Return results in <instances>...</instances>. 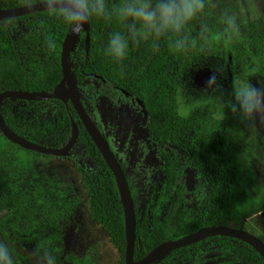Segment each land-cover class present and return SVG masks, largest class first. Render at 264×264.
Masks as SVG:
<instances>
[{
  "label": "trees",
  "instance_id": "obj_1",
  "mask_svg": "<svg viewBox=\"0 0 264 264\" xmlns=\"http://www.w3.org/2000/svg\"><path fill=\"white\" fill-rule=\"evenodd\" d=\"M38 2L33 0L34 4ZM123 2L106 0L110 11L118 9ZM20 6H24L21 0H0V9ZM193 22L188 26L190 34ZM69 29L45 11L0 20V92L11 90L50 95L62 78L60 52ZM116 31H124V28L115 12L111 20L92 17L87 52L85 34L79 32V45L75 54H70L76 88L81 90L83 82L91 77L96 82L95 94L89 99L92 104L98 97L116 104L118 98L126 99L121 91L129 93L130 98H138L147 111L151 138L158 144L176 147L184 155L177 171H172L171 166L164 171L158 199L150 208L153 221L149 228V242L143 240L137 245L141 234L137 230L133 259L145 257L164 241L161 223L157 221L159 207L167 202L176 175L184 174L185 169L197 174L195 204L180 211L168 240L204 227L238 224L264 210L262 198L255 191L253 155L247 151L251 142L245 126L251 124L221 106L215 113L194 111L182 114L176 96L177 83L188 66L185 52L172 51L168 37L161 39L156 50L151 47V41H141L139 46L130 42L126 59L117 64L105 55L110 35ZM231 39H227V51L234 56L239 53L238 43L232 45ZM238 41L243 45L240 53L246 65L245 77L251 80L258 75L264 82L263 35L253 26L251 34ZM232 99L233 96H229L222 103ZM18 101L30 108L13 115L1 106V116L13 133L29 142L47 148L60 147L69 140L72 124L77 126L78 137L86 144L88 157L95 165L88 172L83 162L75 163L87 195L88 216L106 233L110 243L121 253V263L124 264V212L117 185L71 104L54 99ZM48 104L54 107V119L49 124L34 125L38 121V109ZM95 126L99 129L97 124ZM52 159L69 158L28 152L0 133V242L9 246L17 264L24 263L25 258L15 251V244L32 247L35 252L50 249L57 256L58 264H88L86 257L63 253L62 235L76 217L79 199L64 177L43 173L41 162ZM252 191H255L254 195ZM206 243H214L248 264H264L259 254L244 242L219 236L174 250L154 264H193L201 254V246Z\"/></svg>",
  "mask_w": 264,
  "mask_h": 264
},
{
  "label": "rangeland",
  "instance_id": "obj_2",
  "mask_svg": "<svg viewBox=\"0 0 264 264\" xmlns=\"http://www.w3.org/2000/svg\"><path fill=\"white\" fill-rule=\"evenodd\" d=\"M218 6H222V0H217V7L213 8L215 12H217ZM261 24L262 30L260 33L263 35L264 44V21H262ZM196 30V38L202 36L201 29L196 28ZM246 36L247 33L242 30L241 35L238 37L243 39ZM204 38H206V35L202 40H204ZM79 42V37L77 36L70 50L72 54H75ZM237 48L239 53L234 56H231V53H228V51L226 52V57H232V59L235 60V64L230 66L229 70H226L227 78L231 75L232 80L230 79L227 81V84H223L221 88L218 85L209 87L210 80H208V82H201V80H199L201 79L199 69L203 68V62L206 57L209 55L212 57V60L215 62H212L214 67L216 63H218L219 55L217 53L219 49L213 50L212 47L209 46L204 49L197 48L194 54V62H191L190 59L191 50L185 52V58L188 59V66L177 83L176 96L182 114L188 115L194 111L215 113L217 107L220 106L219 102L222 103L224 98L226 99L232 96L233 79L236 76L246 78L244 72L246 65L242 61L240 53L243 51L241 41H238ZM213 66L212 71L215 73ZM261 80V78H256L254 76L249 82L257 89H264ZM94 90L95 83L92 80H87L80 91L75 87L73 91L76 98L82 100L85 109L88 110L91 117L100 125L102 138L109 144L125 172L134 203L136 232L137 230L141 231L140 239L137 240V245L143 240L149 242V228L152 223L149 210L150 204L156 198V192L163 179V170L166 167V162L157 154V150H152V145L155 142L153 138H151V135L149 137L145 130H141L140 110L134 109L132 112V110L127 107L116 108L103 98H98L96 100L97 107L94 105L90 106L87 103V97L94 93ZM217 98H219V102ZM2 106L3 108H7L13 115L24 113L30 108L22 102L13 99L5 101ZM37 116L38 121L34 123V125L41 126L49 124L54 118L53 106L48 104L46 107L38 109ZM245 127L249 133L251 142V146L247 151L253 155V160H251V162L256 176L255 191L260 194L264 204V159L262 158V151L258 147L259 144H264V134H262V136L259 134L260 131L264 132V121L257 116L254 118V122L251 123V125L247 124ZM87 150V146L83 140L78 139L68 156V160L52 159L48 162H41L44 174L47 176L64 177L70 182L79 199L76 217L74 221L67 226L62 235L63 253H72L79 258L86 257L88 264H122L121 253L113 247L106 233L90 220L87 213V195L83 190L79 175L75 169V163L78 162H83L88 172L94 169L95 165L88 157ZM165 156L166 159L171 160L170 154H165ZM185 184L184 176H179L167 203L159 209L158 221L161 223L162 232L164 234L163 242L169 241L168 239L172 236L175 220L180 211L183 208L194 206L195 199L187 191ZM255 191H252L253 195ZM228 227L242 229L256 236L264 243V219L259 213L243 219L238 224L231 223ZM14 248L15 251L21 253L25 258L24 263L20 264H33V253L35 251L32 247L23 244H15ZM164 257L165 256L157 258L155 262ZM62 264L69 263L63 262ZM193 264L248 263L242 259L234 258L226 249H222L214 243H206L201 246V254L193 261Z\"/></svg>",
  "mask_w": 264,
  "mask_h": 264
},
{
  "label": "clouds",
  "instance_id": "obj_3",
  "mask_svg": "<svg viewBox=\"0 0 264 264\" xmlns=\"http://www.w3.org/2000/svg\"><path fill=\"white\" fill-rule=\"evenodd\" d=\"M21 2L29 9L35 6L33 0ZM39 3L49 16L67 25L74 34L83 31L92 17L111 20L115 12L124 31L110 35L105 55L117 64L126 59L130 42L139 46L141 41H151V47L156 50L161 39L168 37L172 51L187 52L191 40L189 24L202 20L206 9L217 7V0H124L112 11L106 0H39ZM261 18H264V0H236L235 7L220 10L221 35L226 39L238 37L246 22ZM207 27L206 23L201 24L202 34ZM215 83V77L211 78L209 87ZM232 88V100L220 103L217 98L221 108L227 107L250 124L257 116L264 121V89L253 87L248 78L240 76L233 79ZM0 264H16L9 246L3 242H0ZM33 264H58L57 256L50 249H41L33 253Z\"/></svg>",
  "mask_w": 264,
  "mask_h": 264
},
{
  "label": "water",
  "instance_id": "obj_4",
  "mask_svg": "<svg viewBox=\"0 0 264 264\" xmlns=\"http://www.w3.org/2000/svg\"><path fill=\"white\" fill-rule=\"evenodd\" d=\"M34 5L35 6L31 9L25 6H20L12 9H0V20L12 19L26 14L44 11L43 7L40 5L39 2L35 3ZM83 32L85 34L84 47L87 52L89 49V22L84 25ZM78 35L79 33L77 34V36ZM73 36L74 33L69 29L66 32L64 40L62 42L61 52H60V66H61L62 78L60 82L54 87L52 93L50 95H47L45 93L11 91V90L0 92V109L2 103L8 99H17V100H25V101H42L48 99H55L61 101L64 104L67 103L68 101L71 103L72 109L75 111V114L77 115L86 133L89 135L93 145L99 151L104 162L107 164L108 168L110 169L117 185V189L119 192V196L124 212V225H125V249H124V258H123L124 264H154L156 263L155 262V260L157 259L156 257L160 258L162 256H166L174 250L196 244L206 238L215 237V236L233 238L238 241L244 242L245 244L250 246L253 250H255V252H257L264 261V243L259 238L242 229H235L227 226H210V227L200 228L192 234L158 244L153 249H151L145 257H143L140 260L135 261L133 259V251L136 240V221H135L133 202L125 174L120 164L118 163L116 157L109 148L108 144L104 141L99 131L97 130V128L94 126V124L91 122L90 118L86 114L80 102V99H77L74 93H68L65 91L66 85H69L68 79L70 77L73 79L74 82V78L71 73V68H72L71 57H70L71 52L70 53L66 52L68 48V44ZM124 94L128 95L126 93ZM136 101L140 106L143 114L142 125H145L147 120V113L145 107L140 100L136 99ZM0 133L9 142L17 145L23 150L53 158L68 157L69 152L78 137L77 126L75 124H72L70 138L63 147L47 148L34 144L13 133L4 123L1 116V111H0ZM192 181H193L192 174L187 173L186 176L187 189L191 188Z\"/></svg>",
  "mask_w": 264,
  "mask_h": 264
},
{
  "label": "flooded vegetation",
  "instance_id": "obj_5",
  "mask_svg": "<svg viewBox=\"0 0 264 264\" xmlns=\"http://www.w3.org/2000/svg\"><path fill=\"white\" fill-rule=\"evenodd\" d=\"M236 5V0H222V6H218V10L217 12H215V10H213V8L211 9H206L205 11V15L204 17L202 18V20L200 21H194L192 23V26H193V32H192V37H191V43L192 45L190 46L189 50H191V62H194V54L197 50V48H206L207 46L209 47H212V49H219V52L217 53L219 56H218V63H216L215 67L213 66L214 64H212V62H214L212 60V57L209 55L208 57H206V59L204 60V65H203V68H200L199 69V73L201 75V82H204V81H207L210 80L211 78L215 77V85L217 86H223V84H227V81H229L230 79L232 80V77L231 75H229V78H227L226 76V70H229L230 66H232L233 64H235V60L232 59V57L228 56L226 57V52H227V39L224 38L221 33H222V29H223V25L220 23L219 21V13H220V10L223 9L224 7L226 6H233L235 7ZM264 21V18H261L257 21L255 20H252V21H248L244 24L242 30L245 31L247 33V36H249L251 34V31H252V27L254 26L257 30V33H260V31L262 30V24L261 22ZM202 23H206L207 24V31H205V35H206V38H204V40H202V38L205 36L204 34H202V37L200 38V36L197 37V30L196 28H199L201 29V24ZM235 39H231L230 40V43L233 45V44H237L238 43V39L240 37H234ZM237 39V40H236ZM211 51V50H209ZM217 52V51H216ZM215 53V52H214ZM215 63V62H214ZM212 66L215 70V73L212 71ZM256 78H260L258 75L255 76ZM262 79V78H261ZM87 80H92L91 77H88L85 81ZM260 80V79H259ZM85 81L83 82V84L85 83ZM93 81V80H92ZM95 83V90H96V82L93 81ZM82 84V86H83ZM261 84L262 86L264 87V82L261 80ZM77 89V88H76ZM82 89V87H81ZM78 90V89H77ZM95 90H94V93H92L91 95H89L87 97V103L88 105L92 106H96L97 107V104H96V100L98 98H101V97H98V98H95L94 99V103H90L89 102V99L92 98V96L95 94ZM80 91V90H78ZM4 92V91H3ZM121 93L125 96L126 99H123V98H118V101L116 104H113L111 102H108L110 104H112L114 107L116 108H122V107H127V108H130L132 110V112L134 111V109H139L140 110V126H141V130H145L146 133L149 135L150 137V133H149V130H148V127H147V121H148V115H147V120H146V123L145 125H142V118H143V114H142V111H141V108L140 106L138 105L136 99L138 98H130V94L129 93H126L124 91H121ZM124 93L128 94V95H125ZM104 99V98H103ZM9 100V99H8ZM13 100H17V99H13ZM55 100V99H54ZM106 100V99H105ZM139 100V99H138ZM7 101V100H5ZM4 101V102H5ZM25 101V100H23ZM42 101H45V100H42ZM59 101V100H58ZM3 102V103H4ZM32 102H36V101H32ZM61 102V101H60ZM69 102V101H68ZM86 114L88 115V117L90 118L91 122L94 124H97L99 129L97 128V130L99 131L100 135L102 136V130H101V127L100 125L97 123V121L95 119H93L91 117V115L89 114L88 110L85 109L84 105H83V102L82 100H80ZM2 103V104H3ZM70 103V102H69ZM142 103V102H141ZM64 104V103H63ZM66 104V103H65ZM71 104V103H70ZM143 104V103H142ZM49 105H52V104H49ZM2 106V105H1ZM47 106V105H46ZM45 106V107H46ZM53 106V105H52ZM72 106V105H71ZM54 108V107H53ZM146 110V109H145ZM55 111V110H54ZM75 112V111H74ZM147 113V111H146ZM139 115V116H140ZM77 116V115H76ZM78 118V117H77ZM54 119V118H53ZM81 123V122H80ZM82 125V124H81ZM201 128H206V127H201ZM207 128H210V127H207ZM78 129V128H77ZM84 129V128H83ZM85 130V129H84ZM258 130V129H257ZM259 134L262 136V134H264L263 131H260ZM249 136V135H248ZM259 137V136H258ZM260 138V137H259ZM79 139V137H77V140ZM76 140V142H77ZM68 141V140H67ZM75 142V143H76ZM155 142V141H154ZM253 142V141H252ZM264 142V141H263ZM67 143V142H66ZM66 143H64L63 145H61L60 147H54V148H61L63 147ZM74 143V145H75ZM107 143V142H106ZM108 144V143H107ZM74 145L72 146V148L74 147ZM109 146V144H108ZM251 146V145H250ZM259 149L262 151V158L264 159V144H259L258 145ZM72 148L69 152V155L72 151ZM109 148L111 149V147L109 146ZM152 150L155 151L157 150V154L161 157L162 160H164L166 162V167L165 169H168L169 166H171V170L173 171H177V167L179 164L183 163L184 161V155L183 153L177 149L176 147H173V146H170V145H163V144H158V143H153L152 145ZM112 151V149H111ZM113 153V151H112ZM114 154V153H113ZM165 154H170L171 155V160L169 159H166V156ZM115 156V154H114ZM116 157V156H115ZM53 158V157H52ZM56 158V157H55ZM59 158H68V157H59ZM117 159V158H116ZM118 161V160H117ZM170 161V162H168ZM93 162V161H92ZM79 163V162H78ZM94 163V162H93ZM119 163V161H118ZM120 164V163H119ZM121 166V164H120ZM122 168V166H121ZM165 169L163 171H165ZM123 170V168H122ZM124 172V170H123ZM177 173V172H176ZM187 173H191L192 176H193V181H192V185H191V188L190 189H187V185L185 184V188L187 189V191L194 197L195 199V189L198 185V178H197V174L195 171H192L190 169H185L184 170V174H179L178 176L176 175V179H175V182L177 180V178L179 176H184L185 178V182H186V176H187ZM125 174V172H124ZM164 176H165V173H163V179L162 181L160 182V185H159V188L164 180ZM126 177V175H125ZM127 180V178H126ZM175 182H174V185H175ZM128 183V181H127ZM173 185V187H174ZM159 190V189H158ZM173 190V188H172ZM172 192V191H171ZM157 193L158 191L156 192V198L155 200L150 204V208H152V206L154 205V203L156 202V200L158 199V196H157ZM131 194V193H130ZM171 194V193H170ZM169 194V196H170ZM169 196H168V199H169ZM131 198H132V195H131ZM167 199V201H168ZM132 202H133V198H132ZM167 202H165L164 204H162L161 206L165 205ZM195 204V203H194ZM160 206V207H161ZM159 207V209H160ZM133 208H134V203H133ZM158 208V207H157ZM150 210V209H149ZM135 212V211H134ZM151 213V211H150ZM151 218H152V214H151ZM135 221H136V218H135ZM152 221H153V218H152ZM157 221H158V216H157ZM170 241V240H169ZM153 249V248H152ZM142 259V258H141ZM140 260V259H139ZM137 261V260H135Z\"/></svg>",
  "mask_w": 264,
  "mask_h": 264
},
{
  "label": "bare ground",
  "instance_id": "obj_6",
  "mask_svg": "<svg viewBox=\"0 0 264 264\" xmlns=\"http://www.w3.org/2000/svg\"><path fill=\"white\" fill-rule=\"evenodd\" d=\"M76 38H77V34H74V36L72 37V39L70 40V42L68 44V48L66 51L67 53H70V50L73 47V45L76 41ZM68 84L69 85H66L65 91L68 93H74L73 90H74L75 85H74L73 79L71 77L68 79ZM156 258H158V257H156Z\"/></svg>",
  "mask_w": 264,
  "mask_h": 264
},
{
  "label": "crops",
  "instance_id": "obj_7",
  "mask_svg": "<svg viewBox=\"0 0 264 264\" xmlns=\"http://www.w3.org/2000/svg\"><path fill=\"white\" fill-rule=\"evenodd\" d=\"M259 214H260L261 217L264 219V210H262L261 212H259Z\"/></svg>",
  "mask_w": 264,
  "mask_h": 264
}]
</instances>
